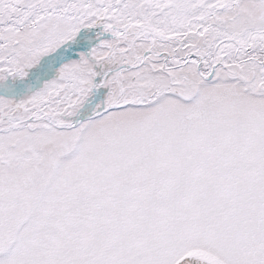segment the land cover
Listing matches in <instances>:
<instances>
[{"label":"snow or ice","instance_id":"snow-or-ice-1","mask_svg":"<svg viewBox=\"0 0 264 264\" xmlns=\"http://www.w3.org/2000/svg\"><path fill=\"white\" fill-rule=\"evenodd\" d=\"M0 264H264V0H0Z\"/></svg>","mask_w":264,"mask_h":264}]
</instances>
